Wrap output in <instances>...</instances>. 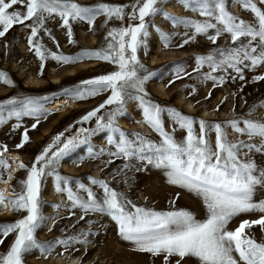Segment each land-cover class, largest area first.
I'll return each mask as SVG.
<instances>
[{
	"label": "rangeland",
	"instance_id": "1",
	"mask_svg": "<svg viewBox=\"0 0 264 264\" xmlns=\"http://www.w3.org/2000/svg\"><path fill=\"white\" fill-rule=\"evenodd\" d=\"M81 6H95L98 3L110 5H131L134 0H74ZM209 6H214L215 0H207ZM254 3V1L252 0ZM187 0H158V11L154 15L145 18L148 36L144 43L137 50V59L143 65L138 69V76H147L144 82V92H136L129 89V94L133 97H143L146 102L161 107L160 121L165 132H167L178 144H184L187 139V129L180 126L173 112H179L183 116L193 120V131L200 134V121H204L208 126L205 138L215 146L216 132L214 125L219 123L222 131L227 135L229 141H245L259 144V139L249 141L247 135H241L233 131L228 126L229 122L239 119L242 121L254 120L264 121V81H255L257 75H264V66L255 70L244 68V80L233 79L237 74L231 69L227 72H212L208 64L197 68L198 58L213 53L218 47H234L227 34L221 36L216 44H212L204 35H197L195 40L183 44L185 39L194 34V29L179 23L183 20L203 21L198 12L185 7ZM257 6L264 10V5ZM179 9L182 16L169 14L168 6ZM225 8L231 14L246 23H253L255 16L249 10H245L236 0H225ZM15 10L25 11L22 5L14 6ZM237 9V12H236ZM13 9H9L12 11ZM126 11H131L126 8ZM196 14V19L192 15ZM178 18L174 23L171 18ZM31 24L32 21H26ZM138 20H111L105 23V17L99 15L94 21V27L90 30L87 22L77 21L72 23L74 43L68 42L69 38L66 29L62 28L59 17L47 21L45 27L51 31L55 41L41 30L34 42H39L47 52L63 54L68 57H76L85 50H101L107 47L111 38L105 39L112 28L137 25ZM157 34V38L154 33ZM85 34V40L80 39V34ZM166 34L169 39L165 41L162 36ZM30 29L23 25H15L5 35L0 38V72L7 73L12 85H5L0 82V104L4 107L0 109V116H3L5 123L0 125V148L6 146L7 152L2 157L6 160L10 153L17 152L25 161V169L13 175V184L17 191L22 190L19 181L26 180L28 169L35 162V158L40 155L45 147L53 143L57 135L63 134L61 140L66 142L69 138H77L83 143H77L66 155H64L53 174L45 175L41 180L40 191V212L44 219L36 229L35 237L38 242L47 250L33 249L23 256L24 264H55L57 260H66L65 264L74 261L75 264H164L163 257H153L149 253L135 251V245L121 236L119 225L107 213L89 212L85 214L79 207H73L67 199V194L58 193L56 174L66 178L69 183L67 187L78 195L81 199H87V192L80 188H90L98 201L105 198L103 189L98 185H93L91 180H103L109 187L121 194L129 210L132 205L157 212L185 210L191 212L196 219L205 220L207 212L200 198L184 189L170 185L167 182L166 169L157 168L136 157L124 158L116 157L111 153L116 151V144L119 142V132L111 129L98 128L97 119L93 117L87 122H82V118L89 112L98 108L111 95V91H103L95 96H87V91L93 85L85 84V81L92 80L101 75H106L118 70L117 65L97 60L82 58L75 63L57 62L50 56L43 62L35 55L34 49L30 50L28 37ZM158 40L162 46V51L172 53L174 57L168 59L167 55L156 52L155 42ZM57 44L59 47H57ZM183 44L181 47L180 45ZM130 55V52L128 53ZM182 55V56H181ZM155 56L156 66H152L150 60ZM43 63V70L41 64ZM92 66L91 68H89ZM54 70L61 84L56 86L51 84L52 76L50 71ZM73 72L74 76L67 74ZM179 73V78L177 74ZM213 76H224L225 82L220 85L214 84L212 80H204L206 74ZM35 79L38 85H32L27 80ZM157 83H161L166 89L165 95L160 94ZM242 89V90H241ZM85 93L86 98L79 99V94ZM181 92L185 93L184 99L179 100ZM68 99L74 109L64 110L60 113L45 111V105L53 99ZM9 99H15L17 103L7 104ZM32 99L36 101L41 109L38 115H23L17 119L10 113L24 111L22 102ZM136 101L133 110L128 113L126 106L129 102ZM185 102H189L195 108L190 111ZM117 104L106 105L98 117H103L106 122L109 114L116 111ZM201 109H206L209 117H204ZM149 129V134H140L134 131L133 125L136 117ZM119 122H126L131 128L126 131L119 126ZM36 125L33 128V125ZM19 125V127H17ZM115 126L122 131L126 138L134 144H139V138L160 146L163 137L144 121L143 106L139 99L125 97L122 112L115 117ZM86 129L84 134L80 129ZM27 131L29 140L23 147H17L23 141V134ZM112 137L114 143H109ZM55 150V149H53ZM151 155V153H146ZM241 156L244 157L243 152ZM245 159L254 160L258 168L264 169V153L250 152ZM7 161V160H6ZM111 161V162H109ZM7 171L0 169L3 180H7L12 172L11 163ZM66 166V168H64ZM72 166H78L72 168ZM49 170L46 169V172ZM98 173L95 175L94 172ZM48 182V184H46ZM4 182H0L2 184ZM48 185L50 187H48ZM47 186V187H46ZM63 186V185H62ZM52 191L56 197H62L63 205L53 204L49 198ZM177 194L179 198L177 199ZM15 199L10 198L8 200ZM255 200H264V187H258L255 193ZM175 200V203L171 201ZM50 201V202H48ZM6 207H0V225L11 224L27 215L26 212H16L8 204L10 214H5ZM50 211L51 217L44 215ZM52 211V212H51ZM78 216V217H77ZM83 216V219L81 217ZM54 219L52 225L48 227V220ZM258 213L241 214L234 218L229 224L230 230H235L243 220H256ZM248 231V230H246ZM254 235L257 242H264V231L260 227L254 226L250 233ZM16 233L10 234L0 245V254H5L15 239ZM67 240V246L57 243ZM238 258V256H237ZM176 258H172L173 264ZM186 264H198L195 258H185Z\"/></svg>",
	"mask_w": 264,
	"mask_h": 264
},
{
	"label": "snow or ice",
	"instance_id": "2",
	"mask_svg": "<svg viewBox=\"0 0 264 264\" xmlns=\"http://www.w3.org/2000/svg\"><path fill=\"white\" fill-rule=\"evenodd\" d=\"M236 2L254 14L253 23H246L231 15L225 8V0H215L214 6L211 7L207 0H187L185 7L198 12L204 20L202 22L183 20L179 23L194 29V34L185 39L183 44L195 40L197 35H204L212 44H216L221 36L227 34L234 47H218L213 53L199 57L197 68L207 63L212 72H227L231 69L237 74L236 77H232L233 79L244 80V68L255 70L264 66V10L252 0ZM17 4L26 10H15L14 6ZM157 4L158 0H134L131 5L98 3L95 6H81L74 0H0V38L5 37L10 29L19 24L30 29L28 37L30 50L34 49L35 55L42 62L50 56L63 63H75L82 58H88L117 65V71L84 82L94 86L87 91V96H95L107 90L111 91V95L98 108L87 113L82 122L96 117L98 128L119 132L116 151L111 155L136 157L157 168L166 169L167 182L170 185L184 189L202 200L207 218L203 221L198 220L191 212L185 210L157 212L135 205H132L134 210H129L127 204L131 202H124L121 194L113 191L103 180H91L93 185L98 184L103 189L105 198L102 202L97 200L90 188H85L82 184L80 188L87 192V199H81L67 187L69 181L59 174H56V190L58 193L66 192L71 205L79 207L85 214L98 212L110 215L119 225L122 238L135 245V251L149 253L153 257L162 256L164 264H173L172 258H176L174 264H186L185 258H195L198 264H264V242H257L254 235L249 234L257 225L264 231V200L254 199L257 188L264 187V169L258 168L254 160L244 158L250 152L264 153V121L245 120L242 121L243 127L240 126L239 119L228 124L234 132L247 135L249 141L259 139V144L229 141L222 131L221 124H215L213 127L216 138L213 147L205 138L208 126L204 121H200V134L197 135L193 131L191 118L173 112L180 126L187 129L186 142L178 144L162 127L161 107L146 102L143 97H133L129 94V89L144 92L143 85L148 77L138 76V69L143 68V65L137 59V50L148 36L145 18L157 13ZM260 5H264V0H260ZM126 8H130L131 11H126ZM99 15L105 17L106 24L114 19L123 21L125 18L138 20L139 23L112 28L105 38H111L106 48L85 50L76 57L47 52L39 42H34V38L41 30L55 41V37L45 25L50 19L59 17L60 26L66 29L68 42L72 44L74 43L72 23L87 22L91 30ZM171 19L174 23L178 21L175 17ZM26 21L32 23L27 24ZM162 36L165 41L169 39L166 34L162 33ZM43 66L42 63L41 70ZM177 76L179 78V73ZM203 79L212 80L216 85L225 82L224 76L216 77L211 73L206 74ZM255 81H264V75H257L254 77ZM0 82L12 85V81L4 72H0ZM126 96L140 100L145 123L163 137L160 146L139 137V144H134L115 126V117L117 113L122 112ZM78 98H86L85 93L81 92ZM6 103L11 105L17 101L9 99ZM22 104L24 111L10 113V117L14 114L20 119L23 115L41 113L36 101L32 99H27ZM112 104L119 107L109 114L105 122L97 113L106 105ZM3 107L4 104H0V109ZM4 123L5 119L0 116V125ZM35 127L34 124L33 128ZM85 132L86 129H80L81 134ZM62 135H57L53 143L45 147L35 158V162L28 169L26 180L19 181L22 190L13 189L15 199L6 201L3 193H0V207L7 203L14 211L27 213L14 223L0 225V245L10 234L16 233L9 250L5 254H0V264H24L25 253L33 249L47 250L35 237L36 229L44 219L40 212L42 177L53 174L60 159L77 143L85 142L77 138H69L64 142L61 140ZM28 140V133L25 131L23 141L17 147H23ZM109 143H114L112 137H109ZM5 152L6 146L0 148V169L7 171L10 165L2 158ZM242 152L244 157L241 156ZM18 167L25 169L27 166L20 163ZM46 169L49 171L46 172ZM8 179H11V176ZM0 182H5L2 174ZM176 198H179V194ZM171 203L174 204L175 200ZM253 213H258L259 218L243 220L235 230L229 229L228 226L234 218L241 214ZM57 243L67 246L68 241L62 240Z\"/></svg>",
	"mask_w": 264,
	"mask_h": 264
},
{
	"label": "bare ground",
	"instance_id": "3",
	"mask_svg": "<svg viewBox=\"0 0 264 264\" xmlns=\"http://www.w3.org/2000/svg\"><path fill=\"white\" fill-rule=\"evenodd\" d=\"M253 1H254V3L258 4L257 0H253ZM167 12H169V14L175 15V16H182V17L184 16V15H182L180 13L179 9L175 10L172 5L168 6V11ZM236 12H237V9H236ZM192 16H193V18L196 19V14H194ZM153 33H154L155 37L157 38V34L155 32H153ZM80 39L83 40V41L85 40V34L84 33L80 34ZM155 47H156V52L157 53L167 55L168 59L172 60V58L174 57V55L172 53H167V52H163L162 51V46H161V44H160V42L158 40H156V42H155ZM150 62H151V64H153L152 65L153 67L156 66V64H155V56L151 58ZM91 67L92 66H90L89 68H91ZM56 75L57 74H56V72L54 70L50 71V76L53 77L52 81H51V84L58 86V85L61 84V81ZM67 76L73 77L74 73L71 72V73L67 74ZM27 82L32 84V85H38L37 80H35V79L29 78L27 80ZM156 86H157V89L160 92V94L165 95L163 93L166 92V89L163 87V85L161 83H157ZM184 96H185V93L181 92V94L179 95V100L184 99ZM135 102L134 101L129 102V104L126 106V109H127L128 113H130L133 110V106H134ZM185 105L190 111H195V108L192 106L191 103L185 102ZM68 109H74V106L72 105V103L68 99H66L64 97H62L60 99H53L51 102H49L47 105H45V111H48V112L60 113V112H63L64 110H68ZM200 113L204 117H207V118L209 117V113L207 112L206 109H201ZM136 119H137L136 123L133 125L134 131H136L137 133H140V134H149V132H150L149 129L146 128V126L140 120V118L137 116ZM119 126L121 128H123L124 130H126V131H130L131 130V128L127 125L126 122H119ZM6 158H7L6 160L11 163V167H12V172L10 173L11 179L7 178V180H5L4 183L0 184V193H3V195L5 197V200L8 201V199L14 197V194H13V189H14L13 188L14 187L13 175H15L16 173H19L22 170V169H20L18 167V165L20 163L25 165V161L22 159V156L19 153H17V152L10 153ZM74 167H78V166H72V168H74ZM64 168H66V166H64ZM94 174L98 175L97 171L94 172ZM46 184H48V182ZM48 187H50V186L48 185ZM49 198H51V202L53 204L63 205V203H64V200L62 199V197L54 196L52 191L49 192ZM48 202H50V201H48ZM2 207H6L5 208V214H10V211L8 209V204L7 203L4 206H2ZM44 215L47 216V217H51L50 211H47L46 213H44ZM53 221H54V219H52V218L48 220V222H47L48 223V227H50L52 225ZM65 261L66 260H60L59 259V260H57L55 262V264H65ZM66 264H68V262ZM69 264H75V262L74 261H70Z\"/></svg>",
	"mask_w": 264,
	"mask_h": 264
}]
</instances>
